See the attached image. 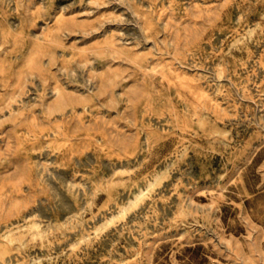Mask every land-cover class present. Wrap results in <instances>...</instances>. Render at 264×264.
Masks as SVG:
<instances>
[{"label":"rangeland","instance_id":"374dc122","mask_svg":"<svg viewBox=\"0 0 264 264\" xmlns=\"http://www.w3.org/2000/svg\"><path fill=\"white\" fill-rule=\"evenodd\" d=\"M0 264H264V0H0Z\"/></svg>","mask_w":264,"mask_h":264}]
</instances>
